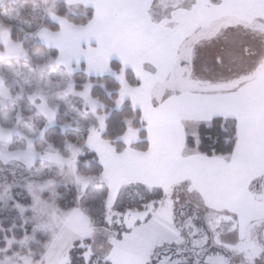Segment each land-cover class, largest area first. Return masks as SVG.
<instances>
[{"label": "rangeland", "instance_id": "rangeland-1", "mask_svg": "<svg viewBox=\"0 0 264 264\" xmlns=\"http://www.w3.org/2000/svg\"><path fill=\"white\" fill-rule=\"evenodd\" d=\"M166 1L169 0L110 3L114 14L121 13L119 8L128 3L137 8L131 12L142 10L147 15L149 34L134 36L130 32L128 35L123 25L119 29L115 25L107 28L102 18L106 11L102 0L94 5L98 13L90 8L93 18L84 24L68 23L56 13L58 4H63L68 13L84 15L89 8L84 2L0 0V207L13 202L12 208L22 224H33L32 233L20 240L6 236L0 239L5 243L4 248L0 247V264H69L72 244L86 239L89 244L81 246L85 248L83 258H95L93 264L105 259L111 264H138L136 248L125 242L127 229L131 228L128 240H135L138 246L148 237L143 232L146 213H153L148 223L163 216L171 227L174 210L177 229L175 210L185 205L196 209L205 221L215 223L212 231L205 223L213 246L216 238L231 244L236 240L228 219L233 211L250 214L264 207V176H253L259 171L253 173L245 163L233 161L230 156L206 159L186 148L187 137L197 142L201 122L185 117L179 107L181 102L186 115L203 116L202 124L206 126L213 115H227L236 121V136L245 134V129L246 133L252 132V128L253 134L264 133V20L221 18L204 24L207 28L215 25L210 31L196 29L198 33L191 34L194 29L179 26L181 19H177L182 13L166 10ZM188 1L174 0L172 5H187ZM261 7L262 4L257 8ZM205 12L222 14L214 8ZM194 20L186 23L193 25ZM45 21L55 24L57 30L52 31ZM13 28L16 39H12ZM41 31L46 36L40 35ZM139 45L143 48L142 57L135 61L134 68L141 87L138 81V85L130 86L138 95L143 86L152 90L151 108L141 119L149 149L140 153L133 147L138 142L136 133L131 121H125L127 132L119 140L124 149L116 152L107 143H100L106 115L103 105L90 93L93 84L89 77L112 76L121 86L128 87L119 59L127 62L129 52ZM109 61L116 62L119 70H113ZM85 91L87 98L80 94ZM194 96L206 97L211 103L192 108L187 100ZM125 99L115 101L114 108H121ZM52 126H57L61 133L74 131L79 143L65 141L66 154H60L44 136ZM83 134L86 140L81 142ZM82 147L97 153L93 152L103 168L101 178L76 174L75 161ZM129 184L160 189L161 198L152 201L155 207L148 202L140 212L123 210L118 191ZM60 185L75 187L79 197L86 190L98 194L107 190V197L115 188L108 225H116L117 231L95 227L80 208L59 210L55 199ZM15 189L29 197V206L14 199V194L20 196ZM131 198L135 200L134 195ZM161 201L165 202L164 207H160ZM25 212L30 216L26 217ZM251 232L258 244L264 246V220L253 221ZM36 233L48 236L38 261L28 251L7 254L13 244L27 250ZM219 249L229 256V264H249L244 253ZM254 264H264V259L258 258Z\"/></svg>", "mask_w": 264, "mask_h": 264}, {"label": "trees", "instance_id": "trees-1", "mask_svg": "<svg viewBox=\"0 0 264 264\" xmlns=\"http://www.w3.org/2000/svg\"><path fill=\"white\" fill-rule=\"evenodd\" d=\"M57 15L61 18H65L68 23L79 24L86 23L91 18V11L86 10L84 15L71 14L67 12L66 7L63 4H58ZM52 31L57 30L55 24L45 21ZM12 39H16V30H11ZM113 70L118 71V64L114 61L110 62ZM76 75V73L74 74ZM74 77V76H73ZM124 78L129 85H138L135 80L133 73L130 70L124 71ZM77 82L80 80L75 79ZM89 81L93 84L91 88V95L97 99L102 105V112L106 115L104 120V129L101 134V138L109 142L116 152H121L124 149V145L119 141L120 137L124 135L126 131L125 121H131V126L138 130L139 142L133 145V147L141 152L147 150L148 145L146 142V133L143 130V125L140 122V114L131 109L130 103L125 101L121 108H114L115 101L118 97L119 86L115 80L109 76H102L98 78L89 77ZM78 85V84H76ZM226 130V136L221 133L220 129ZM47 142L57 150L60 154L65 155L66 150L64 147L65 141L69 143L76 142L77 138L74 131L67 130L65 133H61L57 126H52L45 131L44 134ZM220 137L222 141V147L220 150L211 149L212 144L216 143L217 138ZM197 142L190 137L185 139V146L187 149L195 150L199 155L207 158L218 157V156H229L233 153L236 145V124L231 118H219L215 117L210 121L208 126L200 124L197 128ZM86 140V135L83 134L81 142ZM76 174L86 178H101L102 167L96 157L95 153L82 147L80 154L77 156L75 161ZM156 189V188H155ZM15 192H19L20 196L14 194V199L24 206H29L30 199L24 194V191L15 189ZM57 197L55 204L57 208L63 212L71 211L75 208H80L91 223L97 228H104L106 230L117 231L116 225H108L105 223V200L107 190L98 194L96 191H87L79 197L78 190L71 185H60L56 189ZM134 195L135 200L131 198ZM161 198L160 189H148L140 185H127L118 191V201L122 209L143 211L144 205L150 201H158ZM13 202L0 207V239L3 236L13 238L15 241L20 240L25 235H30L33 230L32 223L22 224L21 220L12 208ZM176 221L177 229L180 230L185 239H188V232L186 224L188 219L193 218V224L197 229L202 230L204 235L208 237L209 251L219 252L223 255L226 264H229V256L219 248L212 245L213 237L208 231L205 225L204 217L198 213V211L191 206L185 205L178 207L176 210ZM25 216L29 217L30 213L25 212ZM120 237V236H119ZM48 242V236L43 233H36L33 236V242L28 245L27 250L19 248L16 244L11 246V249L7 254L13 252L25 253L26 251L32 254L34 261L40 259L43 253V246ZM89 244V240L75 241L70 250L68 251V262L69 264H78L79 261L84 259L81 257V252H85V248L82 245ZM0 247L4 248L5 243L0 240ZM181 248H191V244H185L180 246ZM167 249V250H166ZM160 257H171L172 260H179L180 264H184V258H187V264H194L197 257L192 251H182L177 253V245H172L168 248L166 244L163 248H157L156 250ZM75 257V259H73ZM92 257V264L94 262ZM96 261V260H95ZM96 264H104V262L96 261ZM201 264H203L201 258Z\"/></svg>", "mask_w": 264, "mask_h": 264}, {"label": "crops", "instance_id": "crops-1", "mask_svg": "<svg viewBox=\"0 0 264 264\" xmlns=\"http://www.w3.org/2000/svg\"><path fill=\"white\" fill-rule=\"evenodd\" d=\"M73 1H74V3L84 2V4H87L89 6L88 10L91 11V18L89 19V21H90L93 18V12L90 8H94L97 12V9H96L97 6L95 7L94 5H95V3H97L98 1H101V0H73ZM102 1H103L102 3L105 4L104 7L106 8V11L102 15V18L104 19L105 24L107 25V28H112V25L113 26L115 25V27L117 29H119V25H123V28L127 30L128 35H129V32L133 33L134 36L149 34L150 26L148 24L149 22H146V20H145V16H147V15L144 13V11L141 10V12L138 11L135 14L134 12H131V10L136 11V9H137L136 6H131L127 3L126 7L119 8L121 13L114 14L115 9H113L110 6V3H114V0H102ZM116 1H119V0H116ZM177 1H179V0H177ZM244 2L246 3V5L244 4ZM172 3L174 4V0L166 1V4H167L166 10H172V11L179 10L180 13H182L181 15H178V17H179L178 19L176 18L177 20L181 19L178 21L179 26H181L182 29H186V28L194 29L193 31L190 32L191 34L198 33V31H196V29L197 30L199 29V30L210 31L212 28H215V25H212V26L207 28L204 24H213L217 19H221V18L224 20H239V19L240 20H243V19L244 20L245 19L250 20L247 22H251L254 19L264 20V0H207V3L201 2L198 0H189L187 5H184L183 3H181V4L178 3L176 5H172ZM254 3H256L257 6H255ZM261 4H262V7L257 8L258 5L260 6ZM211 8H214L215 10H219L222 14L217 16L218 13L214 14V12H212V14H214V15H211V14L205 12V10H208V12H209V10H211ZM127 13H129L130 16H128ZM191 15H193V16H191ZM191 18H195V20L192 21L193 25H191V23H189V22L186 23V21H189ZM216 25H218V24H216ZM163 29L165 31V30H167V27H163ZM206 31H203V32H206ZM139 38L141 39L140 36H139ZM142 49H143L142 46L134 47L132 49L133 52H129V54H128V58H130V59L127 62H121L119 59L120 64L122 66H124L123 68L125 70L127 68H129V70L131 69V72L133 73L135 80L139 82V86L141 84V82H140L141 80L137 77L138 74L135 71V68L137 65L134 66V64H136L135 61H138L139 58L142 57L141 56ZM140 72H141V70H140ZM109 77L113 78L116 81V79L114 77H112V76H109ZM116 83L119 86V90H118L119 93H118V97H117L116 101L120 100L121 97H126V99L124 101H128L132 108L137 103V105L133 108V110L137 111L140 114V122H141V119L146 114H148V108L149 109L151 108V105L149 103V100L151 99V96H152L151 87L147 88L146 86L145 87L143 86L142 92L138 95L132 91V90H134V88H132L130 85H128V87H127V86H123V85L121 86L118 81H116ZM121 88L124 91H122V90L120 91ZM136 89H139V88H136ZM126 90H128V91L126 92ZM125 93H126V96H125ZM121 94H123V95H121ZM145 99H146V101H145ZM211 100H213V98H211ZM187 101H188L187 104H190V106L192 108H196L197 106L207 107L211 103V101L209 102V100H207L206 97H197V96L196 97L194 96L193 98H188ZM182 102H183V104H186L185 101H182ZM179 107L181 109V112L182 111L184 112L185 117L200 120V122H201L200 124H202L203 120H205V119H203V116L196 117V116L186 115V113H185L186 109L184 107H182L181 102L179 104ZM226 116L227 115H220L218 117L219 118H224V117L227 118ZM215 117H216V115H213L211 118L213 119ZM235 124H236V121H235ZM236 128H237V124H236ZM134 131L136 133V138L139 142L138 130L134 129ZM126 132H127V129H126L124 135L126 134ZM237 132H238V129H236V134H237ZM244 132H245V134H242V132H241V134L244 136L243 137L244 142L243 143L241 142V140H242L241 134H238L237 135L238 137L236 136L237 140H236V145H235V151H233V153L229 156L232 157L231 159H233V161H234V159H237L236 161H239V163H242V164L245 163L247 167L251 168V171L253 173H255V171H257V172L259 171L258 175H253L254 177H258V178L261 176L263 177L264 176V133L253 134V132H255L253 130V128H252V132L246 133V129ZM145 133H146V139H148L147 132L145 131ZM123 136H121L120 139ZM101 142L103 145H105V143H107V145L109 147H113L109 142L102 139L100 136V143ZM238 147H241V148H239L240 151H238ZM148 149H149V147L147 148L146 151H144V152L139 151V152L145 153L148 151ZM92 152H95V150H93ZM236 154H237V156H236ZM199 156L206 158V159H210V158L204 157L202 155H199ZM218 157H223V156H218ZM211 158H214V157H211ZM98 161H99V158H98ZM239 163L237 162L236 165H238ZM248 165H251V166H248ZM235 169H236V167L234 165H232V170L235 171ZM102 173H103V171H102ZM134 184H136V183H134ZM138 185L151 189V187H148V186L143 185V184H138ZM124 186H127V185H124Z\"/></svg>", "mask_w": 264, "mask_h": 264}, {"label": "snow or ice", "instance_id": "snow-or-ice-1", "mask_svg": "<svg viewBox=\"0 0 264 264\" xmlns=\"http://www.w3.org/2000/svg\"><path fill=\"white\" fill-rule=\"evenodd\" d=\"M63 24L64 22L61 21ZM42 36L46 34L41 31L39 33ZM91 68V64L89 65ZM87 98V92H81ZM103 117H101V120ZM221 133L226 136V130L224 128L220 129ZM211 149L220 150L222 147L221 138L218 137L216 143L212 144ZM235 151V149H234ZM116 189L113 188L105 200V223H111V210L114 207V194ZM173 206L175 202H172ZM153 207H155V202L150 201ZM165 202H160V207H164ZM147 207V205H146ZM153 213L148 212L144 216V222L147 225L143 232L148 233V237L144 239L140 245L135 244V240L129 241L127 238V232H131V228L127 229L125 233V242L136 248L137 256L139 257L138 264H180L179 260H172L171 257H160L159 253L156 251L157 248H163L166 244L170 249L173 244L177 245V253L182 251H192L196 255L197 259L194 264H201V258L203 264H226L223 255L219 252L209 251L208 237L202 233V230L197 229L193 224V218H189L186 224L188 239H185L184 234L175 229L174 227V210L172 213L171 224L169 227L168 221L165 220L163 216L159 218V221L152 220ZM231 220V231L236 234L235 243H226L216 238L213 242L214 246L217 248H224L226 250H232L235 252H242L246 255L249 264H254L256 259H264V246L258 244L251 232V226L255 220H264V207L260 209L259 212L246 213L243 210L233 211L232 216L228 217ZM205 223L209 225V230L212 231L215 228V223L211 220H206ZM119 238V233L117 234ZM8 243V242H6ZM191 244V248L184 247L181 248L180 245ZM167 250V249H166ZM71 251V250H70ZM94 255V253H93ZM81 257H84V253L81 252ZM75 259V257H73ZM78 264H92V257L87 256L78 262ZM104 264H111V261L105 259ZM184 264H187V258H184Z\"/></svg>", "mask_w": 264, "mask_h": 264}, {"label": "flooded vegetation", "instance_id": "flooded-vegetation-1", "mask_svg": "<svg viewBox=\"0 0 264 264\" xmlns=\"http://www.w3.org/2000/svg\"><path fill=\"white\" fill-rule=\"evenodd\" d=\"M255 238V237H254ZM259 240H261V239H259Z\"/></svg>", "mask_w": 264, "mask_h": 264}]
</instances>
